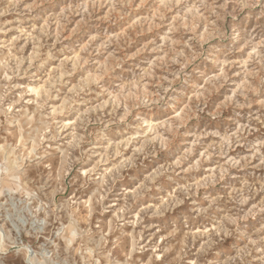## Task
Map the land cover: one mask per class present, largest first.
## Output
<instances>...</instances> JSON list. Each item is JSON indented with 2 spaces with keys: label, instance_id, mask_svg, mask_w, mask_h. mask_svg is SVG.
Here are the masks:
<instances>
[{
  "label": "rangeland",
  "instance_id": "1",
  "mask_svg": "<svg viewBox=\"0 0 264 264\" xmlns=\"http://www.w3.org/2000/svg\"><path fill=\"white\" fill-rule=\"evenodd\" d=\"M0 264H264V0H0Z\"/></svg>",
  "mask_w": 264,
  "mask_h": 264
}]
</instances>
